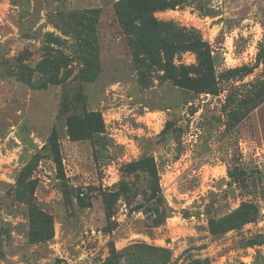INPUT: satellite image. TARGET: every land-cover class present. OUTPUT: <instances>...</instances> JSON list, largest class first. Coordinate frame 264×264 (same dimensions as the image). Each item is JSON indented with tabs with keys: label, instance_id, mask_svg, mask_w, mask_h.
<instances>
[{
	"label": "rangeland",
	"instance_id": "374dc122",
	"mask_svg": "<svg viewBox=\"0 0 264 264\" xmlns=\"http://www.w3.org/2000/svg\"><path fill=\"white\" fill-rule=\"evenodd\" d=\"M118 1L0 0V264H264V0H149L175 7L134 22L208 42L215 93L163 81ZM89 112L102 131L71 140Z\"/></svg>",
	"mask_w": 264,
	"mask_h": 264
},
{
	"label": "trees",
	"instance_id": "16d2710c",
	"mask_svg": "<svg viewBox=\"0 0 264 264\" xmlns=\"http://www.w3.org/2000/svg\"><path fill=\"white\" fill-rule=\"evenodd\" d=\"M174 7L175 4L172 2L158 1L152 4L149 0H119L114 5V11L122 29L133 37L136 50L151 66L162 71L161 78L163 81H169L178 87L195 93H215L217 89L213 77V63L208 42L192 32H190V40L188 41L173 39L177 34L170 38L163 37L156 30L160 25L159 21L156 20L148 22V25L142 27L134 24L141 16L148 15L154 10L173 9ZM186 49L194 51L196 64L173 63V55ZM84 121L86 126L80 129L81 125L77 118L68 119V135L71 140L84 139L92 132L102 131L103 123L97 113H87ZM77 123L78 128H76ZM57 149L53 148L54 161L57 167L61 169V159ZM137 163L149 176L153 194H160L154 159L151 157L140 158ZM246 206L238 208L229 215L228 218H234L235 221L225 225L223 231L237 228L241 224L255 219L256 209L250 205Z\"/></svg>",
	"mask_w": 264,
	"mask_h": 264
}]
</instances>
